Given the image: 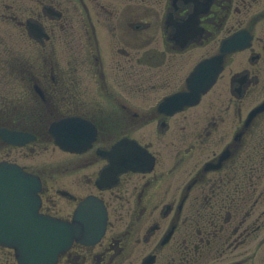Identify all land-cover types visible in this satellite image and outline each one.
<instances>
[{
  "label": "flooded vegetation",
  "instance_id": "obj_1",
  "mask_svg": "<svg viewBox=\"0 0 264 264\" xmlns=\"http://www.w3.org/2000/svg\"><path fill=\"white\" fill-rule=\"evenodd\" d=\"M0 162L106 213L55 264H264V0H0Z\"/></svg>",
  "mask_w": 264,
  "mask_h": 264
},
{
  "label": "water",
  "instance_id": "obj_2",
  "mask_svg": "<svg viewBox=\"0 0 264 264\" xmlns=\"http://www.w3.org/2000/svg\"><path fill=\"white\" fill-rule=\"evenodd\" d=\"M136 155L119 154L122 168H135ZM39 189L37 178L0 164V245L15 248L20 264H53L74 239L95 242L102 236L106 214L97 203L83 202L69 224L39 214Z\"/></svg>",
  "mask_w": 264,
  "mask_h": 264
}]
</instances>
